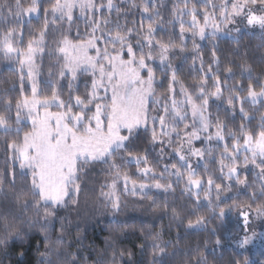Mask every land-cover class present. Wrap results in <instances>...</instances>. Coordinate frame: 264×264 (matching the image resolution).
Instances as JSON below:
<instances>
[{
	"label": "snow or ice",
	"instance_id": "obj_1",
	"mask_svg": "<svg viewBox=\"0 0 264 264\" xmlns=\"http://www.w3.org/2000/svg\"><path fill=\"white\" fill-rule=\"evenodd\" d=\"M257 30L264 47V0H0V52L14 59L2 70L19 81L0 90V264L34 234L37 264H117L111 244L90 260L77 235L69 250L95 169L113 177L100 192L113 215L126 206L122 181L185 237L233 211L245 225L264 217V70L240 48ZM224 38L237 46L230 57ZM149 235L151 264H171L161 234Z\"/></svg>",
	"mask_w": 264,
	"mask_h": 264
},
{
	"label": "trees",
	"instance_id": "obj_2",
	"mask_svg": "<svg viewBox=\"0 0 264 264\" xmlns=\"http://www.w3.org/2000/svg\"><path fill=\"white\" fill-rule=\"evenodd\" d=\"M32 27L35 28L36 25L33 24ZM219 46L222 55L229 57L237 47L227 38L221 39ZM240 48L241 55L244 54L245 50L247 51L256 73L264 70V65L258 63L259 57L264 55V47L261 46L258 31L253 36H245ZM12 64H14V59H6L4 54L0 52V90L11 88L13 84L18 86V73L2 70ZM46 65L47 61L44 65L45 73L47 71ZM3 144L4 138L0 137V148ZM0 155H2V152H0ZM124 171L131 174L135 172V168H125ZM112 179L113 177L107 174L106 169H95L85 176L81 186L82 189L85 188V185L87 187L80 196V217L77 218L76 212L71 213V216L76 219L83 231L78 233L75 230V225L70 226V235L67 237L68 240L73 242L70 251H76L78 246L75 243V238L80 235L84 243L81 254L87 255L90 260H95L97 254L105 249L108 244H111L117 253L115 257L117 264H129V258L126 255L128 252L133 254V264H151L153 238L149 234L160 233V242L168 244L166 259L170 260L171 264H188L189 259H191V264H196V257L199 255H204L208 260V264H264V258L260 253L236 245L241 240L242 231L246 227L237 211L231 212L227 218L212 220L207 230H196L185 237L184 229L177 230L174 224L170 227V216L166 215L161 208L153 206L152 201H140L139 198L125 195L122 181L117 185V194L120 195L123 205L126 206H122L117 215H113L110 208H104L100 200L101 188L106 183H111ZM103 190L108 191L106 187ZM238 190H234L233 194ZM244 199L245 197L242 195L237 202ZM162 203V200H156L157 205ZM16 211L19 215V205L16 206ZM208 212V209H204L200 214L207 216ZM30 215L29 212L23 218L27 220ZM225 219L228 221L226 228L223 227ZM263 220L264 217L263 219L257 218L254 212L250 214L249 222L256 221L258 224H264ZM212 228L216 229L214 233L211 232ZM178 234L185 237L179 243H177ZM41 240L40 235L34 234L27 245H21L19 242L13 241L9 248L12 257L11 264H17L16 256L21 249L25 251L24 264H37L40 257L36 252V246ZM216 240H220L221 244L217 245ZM92 245H95V249L92 248ZM40 251H44L42 244ZM120 252L125 253L122 261L119 256ZM156 255L159 258L160 253ZM112 258L113 253L110 250L108 259L111 260Z\"/></svg>",
	"mask_w": 264,
	"mask_h": 264
},
{
	"label": "rangeland",
	"instance_id": "obj_3",
	"mask_svg": "<svg viewBox=\"0 0 264 264\" xmlns=\"http://www.w3.org/2000/svg\"><path fill=\"white\" fill-rule=\"evenodd\" d=\"M258 31V30H257ZM263 219V217H261ZM250 225H246L242 231L241 240L247 236L250 238V243L247 245L241 246L240 241L236 243L237 246H240L244 249H252L260 253L264 258V224H258L256 221L249 222ZM264 223V220H263Z\"/></svg>",
	"mask_w": 264,
	"mask_h": 264
}]
</instances>
